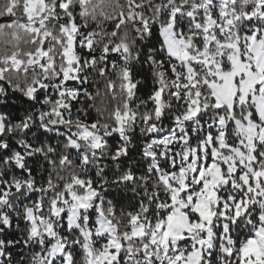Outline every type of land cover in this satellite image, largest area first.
Returning <instances> with one entry per match:
<instances>
[{
	"label": "snow or ice",
	"instance_id": "1",
	"mask_svg": "<svg viewBox=\"0 0 264 264\" xmlns=\"http://www.w3.org/2000/svg\"><path fill=\"white\" fill-rule=\"evenodd\" d=\"M0 264H264V0H0Z\"/></svg>",
	"mask_w": 264,
	"mask_h": 264
}]
</instances>
